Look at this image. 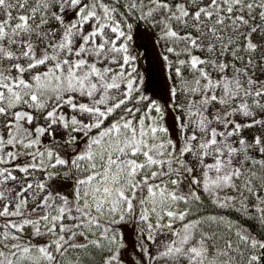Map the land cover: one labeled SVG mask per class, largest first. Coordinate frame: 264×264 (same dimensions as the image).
I'll use <instances>...</instances> for the list:
<instances>
[{
    "label": "snow or ice",
    "instance_id": "obj_1",
    "mask_svg": "<svg viewBox=\"0 0 264 264\" xmlns=\"http://www.w3.org/2000/svg\"><path fill=\"white\" fill-rule=\"evenodd\" d=\"M0 264H264V0H0Z\"/></svg>",
    "mask_w": 264,
    "mask_h": 264
},
{
    "label": "rangeland",
    "instance_id": "obj_2",
    "mask_svg": "<svg viewBox=\"0 0 264 264\" xmlns=\"http://www.w3.org/2000/svg\"><path fill=\"white\" fill-rule=\"evenodd\" d=\"M137 41H134L136 43ZM142 47L139 48L140 61L139 70L150 76L157 88L163 84V73L161 72V62L159 60V49L154 46L153 39L147 34L144 35L142 41H139ZM70 184L69 180H61L60 185L64 188ZM59 185V186H60ZM129 242V251H131V244L135 242V225L129 224L124 229Z\"/></svg>",
    "mask_w": 264,
    "mask_h": 264
},
{
    "label": "trees",
    "instance_id": "obj_3",
    "mask_svg": "<svg viewBox=\"0 0 264 264\" xmlns=\"http://www.w3.org/2000/svg\"><path fill=\"white\" fill-rule=\"evenodd\" d=\"M222 214H228L231 215V217L233 219H240L241 222H245V218L240 216L238 213H235L234 211L230 210V209H221L219 210ZM253 222H248L246 224V226H251Z\"/></svg>",
    "mask_w": 264,
    "mask_h": 264
},
{
    "label": "flooded vegetation",
    "instance_id": "obj_4",
    "mask_svg": "<svg viewBox=\"0 0 264 264\" xmlns=\"http://www.w3.org/2000/svg\"><path fill=\"white\" fill-rule=\"evenodd\" d=\"M61 188H63L61 185L57 188V190H60Z\"/></svg>",
    "mask_w": 264,
    "mask_h": 264
}]
</instances>
